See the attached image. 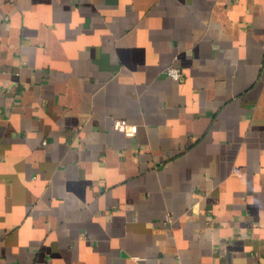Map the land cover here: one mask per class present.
Returning a JSON list of instances; mask_svg holds the SVG:
<instances>
[{
    "label": "crops",
    "instance_id": "obj_1",
    "mask_svg": "<svg viewBox=\"0 0 264 264\" xmlns=\"http://www.w3.org/2000/svg\"><path fill=\"white\" fill-rule=\"evenodd\" d=\"M0 264H264V0H0Z\"/></svg>",
    "mask_w": 264,
    "mask_h": 264
},
{
    "label": "built area",
    "instance_id": "obj_2",
    "mask_svg": "<svg viewBox=\"0 0 264 264\" xmlns=\"http://www.w3.org/2000/svg\"><path fill=\"white\" fill-rule=\"evenodd\" d=\"M166 74L176 80H184L185 78V72L183 68L177 65H172L168 67L166 70ZM116 127L124 129L129 135H135L134 128L127 125V123L123 121H117Z\"/></svg>",
    "mask_w": 264,
    "mask_h": 264
}]
</instances>
